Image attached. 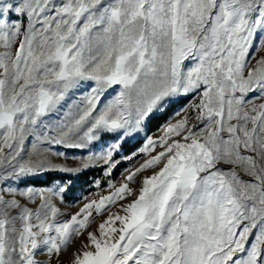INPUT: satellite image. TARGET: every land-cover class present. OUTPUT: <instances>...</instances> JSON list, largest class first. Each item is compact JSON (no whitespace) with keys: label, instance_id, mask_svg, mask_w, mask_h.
Returning <instances> with one entry per match:
<instances>
[{"label":"snow or ice","instance_id":"6c2138e0","mask_svg":"<svg viewBox=\"0 0 264 264\" xmlns=\"http://www.w3.org/2000/svg\"><path fill=\"white\" fill-rule=\"evenodd\" d=\"M0 264H264V0H0Z\"/></svg>","mask_w":264,"mask_h":264},{"label":"rangeland","instance_id":"374dc122","mask_svg":"<svg viewBox=\"0 0 264 264\" xmlns=\"http://www.w3.org/2000/svg\"><path fill=\"white\" fill-rule=\"evenodd\" d=\"M153 133L158 134L157 130H155V131L149 133V135H152ZM73 151H75L77 155L80 154L78 150H69V153L71 154ZM131 151L127 152L125 150V153L128 154ZM84 154H87V153H84ZM67 163L70 166H75L76 165V161H73V160H69V161H67ZM133 164H135V161H133ZM130 166H132V165H130L128 162L122 163L117 169L114 170V172H113V174L111 176V179H113L118 184L121 181V179H122L121 173L124 171L125 168H128ZM92 169H97V170L94 173L90 174L88 177H84L81 180L80 179L77 180L75 182V187H73V189L65 195V203L66 204H76L78 199L82 195H88L90 192H96L97 191V189H95L92 186L91 181L93 179H95V178L102 177V169H100V168H92ZM102 187H106V180H104L102 182ZM100 194L101 195H106L107 192L106 191H102V192H100ZM68 210L71 211V212H75V211L78 210V207H73V208L68 209ZM113 210H115V209H113ZM106 215L107 214H105V216ZM104 218L105 217H99L96 223L98 224L100 222V220H102ZM95 227H96V224H93L92 225V229H94ZM92 229H89V230H92Z\"/></svg>","mask_w":264,"mask_h":264},{"label":"trees","instance_id":"16d2710c","mask_svg":"<svg viewBox=\"0 0 264 264\" xmlns=\"http://www.w3.org/2000/svg\"><path fill=\"white\" fill-rule=\"evenodd\" d=\"M164 121L163 119L159 120V121H154L151 125H150V130H149V133L157 130V128L159 127L160 124H162ZM148 133V134H149ZM125 150L128 152V151H131L132 150V146L131 145H125ZM97 169H89L87 171H85L83 174H81L80 176V180L84 177H88L90 174L94 173ZM61 177L60 176H48V177H45V178H41V179H38L35 181V183L37 184V186H44V185H48L51 183V181L53 179H60ZM66 178V177H64Z\"/></svg>","mask_w":264,"mask_h":264}]
</instances>
